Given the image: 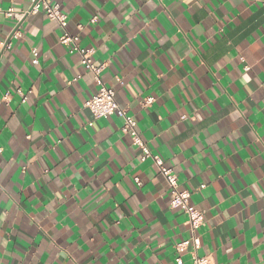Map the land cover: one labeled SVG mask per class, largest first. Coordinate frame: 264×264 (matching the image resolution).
<instances>
[{"label":"crops","instance_id":"0c3cea01","mask_svg":"<svg viewBox=\"0 0 264 264\" xmlns=\"http://www.w3.org/2000/svg\"><path fill=\"white\" fill-rule=\"evenodd\" d=\"M56 2L60 3L63 12L65 9L68 10L70 16L67 24L68 31L79 35L82 46L98 50L104 43L100 38V28L105 27L103 22L92 26L93 30L87 36L76 28L77 23L87 25V22L95 16L93 8L87 5L78 6V0H56ZM222 2L223 0H192L191 7L184 4L173 7L176 0H163V7H168L175 18V24H173L167 15L162 14L163 7L153 8L147 4V0H131L129 7L135 6L138 16L133 19L130 32L121 31L119 37H113L107 45L108 52L114 51L119 56V60H114L108 70L112 72L113 77L125 69L131 73L137 59L144 60L150 51L156 52L159 49L160 59L156 60L154 69H147V65H143L152 75L154 84L151 94L154 98L168 93L169 87L174 82L169 80L167 85L161 83L160 73L168 77L171 68L172 72L181 77L187 74L185 87L190 84L196 91L191 104L188 102L187 94H181L176 88L172 89L174 96H164L162 100L158 99L148 108L136 104L133 108L127 109L130 97L126 89L120 88L119 85L115 89L116 99L124 109H127L129 115L136 118L143 139L154 153L161 155L173 167L176 166L169 161L175 154L179 164L177 173L180 187L191 192L192 203L203 210L206 217H218L212 221L210 228L205 220L204 225L199 229L198 234L202 240L199 253L210 255L213 264H232V262L249 264V259L254 261V264H259L257 244L253 243V238L257 239L260 250H264V198L257 199L251 186L253 177L256 181H260L261 176L264 175V147L258 143V140H264V111L257 112L256 110L257 98L261 101L260 106L264 108V89H257L255 84V80L264 82V47L251 48L250 45L264 44V31H259V25L264 23V16L244 19L238 8H233L231 5L221 7ZM5 3H8V0H5ZM93 3L101 10L102 16H106L111 11L119 18L120 9L115 7V0H93ZM156 3H160V0H156ZM0 6L4 7L3 4ZM209 11L215 14L214 17H209ZM252 11L255 12V9ZM226 13L229 16L240 17L239 27L236 21L231 24L225 21L223 25L219 23ZM140 15L153 20L155 28L159 29V36L166 37L163 45L157 40H153L149 45L142 36L136 35L143 28V24L138 23ZM37 17L40 18L39 22L33 19L30 24H36L41 30L42 45L39 39L33 41L41 49L38 52L39 67L32 65L29 60V68L20 72L21 84L19 85L25 89L26 93L32 92L34 103L31 112L19 109V123H17L12 119L17 111L15 109L10 111L7 107L0 105V150H2L0 151V170H2L0 174V213L5 210L3 205L9 202V197L19 205V209L15 207L11 209L5 221L6 226L0 230L4 233V240L7 241L0 247V259L4 258L3 253L6 251L19 252L21 257L27 252L28 256L23 257L25 264H48L47 251L38 255L35 261L31 260V257L36 255L35 249L41 247L43 234L40 229L47 227L51 229L53 238L60 247H70L73 241L79 240L80 250L87 256L83 264H129V261L131 264H143L145 259L151 257L152 249L157 244L142 239L141 233L154 225H159L154 230L160 231L167 248L172 249V244L177 239L179 243L191 237L192 231L187 222L188 216L180 208L170 205L169 183L156 168L154 161L151 158L145 161L136 159L142 150L135 148L131 136L125 135L122 141L126 148L131 146V163L124 157L109 158L107 152L101 153L96 148L97 143L101 147H106L108 140L115 143L124 125L119 114L113 113L106 118L99 119L101 127L113 128L111 134L99 139L94 131L83 129L75 118L64 122L60 120L59 112L55 117L52 116L51 113L56 110V105L66 102L69 103L70 108L80 111L83 109V104L77 90H83L85 97L89 100L96 94L99 85L95 81L91 84L85 83L83 70L85 66L83 65L80 69L79 83L69 86L68 81L75 77V73L69 70L68 63L65 61L75 65L80 61L79 53H70L58 45L56 37L64 33V28L58 33L53 30L52 34L44 35L43 26L47 21L43 18V13H37ZM199 23H203L206 32L198 36L199 43H197L192 40V37L195 35L193 29ZM177 26L178 39L182 42L184 34L187 33L188 39L192 41V47L196 50L191 60H181L184 51H177L170 42L172 37L177 35ZM221 27L224 29V34L233 39V55L236 52L235 46L239 45L240 54L251 66L250 74L253 77V83L250 87L253 88L256 96L250 101L252 110L242 118L247 124L240 120L234 122L230 120L227 125L221 127L223 124L221 121V124L216 126V135L211 137V142L205 140L199 145V151L204 158L197 165L193 157L197 154L195 145L198 141L193 139L189 143H184L189 140L193 129L186 121L181 122L178 106L188 104L186 112L190 114L192 106L195 105L201 109L202 118L208 121L209 117L218 119L221 112L226 113L227 108H231L227 100L228 96L247 98L233 64H223L222 45L219 47L216 44L211 47L208 45L210 36L208 29H213L217 33L212 39L219 42L218 33ZM10 31L11 28L8 25H0V34ZM126 35L131 37L128 42L129 46L121 51L119 43ZM152 36H157L155 29ZM9 43L23 46L21 39L10 40ZM49 49L58 61L55 65L47 56ZM167 49H172L175 62H173V55H165ZM199 57L206 60L207 67L199 64ZM11 59L10 55L3 65H0V83L12 76ZM97 59L104 63L106 54L99 51L94 53V60ZM16 61L22 64L24 56L16 53ZM217 62L221 63L222 72H216ZM244 66L243 63L239 64L241 72ZM57 71L64 73L65 78L57 76ZM228 73H233V75L229 76ZM217 78H219V84H217ZM103 80L111 87V77H108L107 72ZM33 86H35V91H33ZM213 86H216V91L221 93L219 98L213 95ZM221 88L226 89V94L221 92ZM233 88L236 91H233ZM3 91L4 88L0 87V92ZM51 92L56 93V99L50 109L45 100H51L49 95ZM168 112H171V115H168ZM88 114L90 117L93 114L90 108H88ZM58 122L60 129L56 132ZM33 124L43 135L30 140L27 137L31 135ZM173 125L180 129L179 135H176L175 131L171 135L168 134V130L173 129ZM46 129L52 131V135L58 141V147L52 144ZM157 129L165 135L159 136ZM232 132H236V137L230 142L225 137L231 136ZM178 145L183 152L182 155L181 151L177 150ZM54 147L56 151H51ZM41 153H43L42 156L39 155ZM33 156L38 158L29 164ZM84 157L96 158L98 162L95 171L89 170V166L84 163ZM65 158H68L71 164H75L76 169L80 171V177L68 180L71 172L62 171L65 168L63 163ZM105 166L107 171L101 172ZM52 171L64 180L63 185L58 186L55 177L45 178V174L51 175ZM98 172L101 173L100 180L95 179V174ZM124 172L129 173L128 178L123 175ZM152 177H155V182ZM136 178L141 179V185L137 183ZM33 182H36L35 187H33ZM69 184L76 186L78 195L71 194L67 201L57 203L61 198L56 197L55 194L60 191L67 194ZM118 184H122L123 188H117ZM201 184L204 185L203 190L197 191ZM108 185L111 187L106 190L104 203L88 214L91 203L81 204L82 200L89 201V193L86 189L94 190L95 195V193L104 192L105 186ZM260 187L264 190V182H261ZM241 192L253 198L250 209L245 202L239 200ZM205 196L208 197L207 200L204 199ZM221 198L225 201L223 205L220 203ZM50 199L53 200V208L49 213H45L41 204L43 207H48L47 202ZM116 205L120 206L127 218L123 222H119L115 214ZM210 208L211 211H209ZM240 209H243V213L237 215ZM135 211H139L140 214L135 215ZM225 211L228 213L227 219L223 216ZM249 215L258 221L255 227H250ZM32 217L41 221L39 226L35 220L31 219ZM105 222H119V227L105 232L103 228H100ZM169 223L175 227V232L169 229ZM61 225L64 228H61ZM89 225H92V229ZM128 225H133L131 231ZM221 228L224 229L223 240L221 239ZM212 229L215 230V238ZM87 240L92 241L91 245L86 243ZM228 240H231V243H227ZM125 242L129 248L127 252L123 251ZM146 248L147 251H145ZM178 256H182L183 264H194L191 249L181 253L177 249L172 251L169 255L170 264H175ZM160 259L163 260L164 257L161 256ZM5 264H16V261L9 257Z\"/></svg>","mask_w":264,"mask_h":264},{"label":"clouds","instance_id":"9594fccd","mask_svg":"<svg viewBox=\"0 0 264 264\" xmlns=\"http://www.w3.org/2000/svg\"><path fill=\"white\" fill-rule=\"evenodd\" d=\"M131 3V0H115V7L117 9H120V16L117 18L116 15H114L111 11L107 13L106 16L101 15V10L97 8L93 0H78V6L83 7L87 5L88 7L93 8L95 11V16L87 22V25L84 23H77L76 28L80 33H84L85 36H87L91 30H93L92 26L98 25V23L103 22L105 27L100 28L101 33V40L104 42L100 48L92 49L89 52H84L79 47L80 43V37L76 36L75 39L68 38L67 36H59L57 35V43L59 46L64 47L67 51L70 52H77L80 56V61L73 65L72 63L65 61L68 63L69 70L73 73H75V77L70 79L68 81L69 86H74L77 83H79L80 78V69L82 66L87 63V67L84 68L85 72V83L91 84L93 81H95L96 84L101 83V77L104 76L105 72H107L108 77H111L110 84L111 87H103L101 91V95L107 97L109 100L116 95V92L114 91L117 88V85L120 86L122 89H126L128 96L130 97V102L127 105V109L133 108L136 104H141L143 108H148L150 105H154L158 99L162 100L164 96H174L175 93L172 91V89L176 88L179 89L181 94H187V99L189 104H191L192 100L196 96V91L192 87V85H187L185 87V81L187 80V74H185L183 77L179 76L178 74L171 71L168 77H165L163 73L159 74V80L163 84H168L169 80L174 81L171 86L169 87L168 93H165L164 96L160 97H153L151 94V89L153 87L154 81L152 78V75L147 69H154L156 60L160 59L159 56V49H157L156 52H149L144 60L137 59L135 61V67L132 68L131 73L125 69L123 72L117 74L115 77L112 76V72L109 71V65H112L115 61L119 60V56L113 51L108 52L107 45L112 41L113 37H119V34L121 31H131V25L134 18L138 16V11L135 8V6L129 7ZM0 4H3L4 7L0 9V25H8L11 28V31L6 34H0V65H3L6 58H8L10 55L12 57L10 63H11V73L12 76L10 79L3 81L0 83V87L4 88L3 92H0V105H3L7 107L10 111L15 109L17 111V114L13 115L12 119L13 121H16L19 123V115L18 110L24 109L26 112H31L32 105L34 103V99L32 96V92H27L23 87H20L21 84L20 80V72L23 70H26L29 68V60H31L32 65H36L37 68L39 67V61L36 59L38 52L41 51L39 47L33 42L35 40H40V43L42 45L43 40L41 39V30L39 27L36 26V24H30V21L33 19H36L37 22H39L40 18L37 17V13H43V18L47 21V23L43 26V34L44 35H50L52 34L53 30H56L57 33L59 30H62L66 24H68V21L70 19V16L68 15V10L65 9L64 12L59 11L60 9V3L56 2V0H8V3H5V0H0ZM147 4L149 6L155 7H163V0H160V3H156V0H147ZM179 4H184L185 6H192V0H176V3L173 5V7H176ZM231 5L233 8H238L240 11V15L244 19H248L252 16H264V0H223L221 7H228ZM203 6V5H201ZM255 9V12L252 10ZM168 16V19L172 21L173 24H175V18L172 15L171 10L168 7H163V13ZM209 17H214V13L212 11H209L208 13ZM14 18V19H13ZM227 21L228 24H231L233 21L237 22V27H239L240 23V17L239 16H229L227 13L224 16V19L220 20L219 23L221 25L224 24V22ZM10 22V23H9ZM138 23L143 24V28L140 29L136 35L142 36L143 40L147 42L149 45L152 44L153 40H157V42L161 45H163L166 41V37L159 36V29L155 28V24L153 23V20L147 17H144L143 15H140ZM151 26V27H149ZM155 29L157 32V36L153 37L152 32ZM259 31H264V23L259 25ZM193 32L195 35H193L192 40H195L197 43H199L198 36L205 34L206 28L203 25V23H199L196 25L195 29H193ZM208 32L210 33L208 45L211 47L213 44H216L217 47L221 46L223 47V55L221 57L223 64L227 65L228 63L233 64V68L235 72L238 75V79L240 80L247 98H238L236 96H228L227 100L231 104V108H227V112H221L219 114L218 119L209 117L208 121H205L204 118L201 116V109L197 108L195 105L192 106V112L189 114L186 112V109L188 107V104H184L181 106H178V111L181 114V122H187L192 126V133L190 134L189 140L185 141L184 143H189L193 139L195 141H198V143L195 145L197 147V154L193 157V159L196 161L197 165H199L202 161L203 154L199 151V145L203 144L205 140H209L211 142V137L216 135V126L217 124H221V121L223 124H221V127L224 125H227L229 121H237L240 120L242 123L247 124L246 121H243L242 118L247 115L248 112L252 110V105L250 101L253 100V98L256 96V94L253 91V88L250 87V85L253 83V77L251 76V66L247 64L245 61V57L240 54L239 51V45H236V52L235 55H233V39L229 38L224 34V29L221 27L220 32L218 35L220 36L219 42L212 39L213 36L217 35V33L213 29H208ZM179 36V29L177 26V35L173 36L171 39V43L173 44V47L176 48L177 51H184V56L180 59H189L191 60L193 56L196 53V50L192 47V41L188 39L187 33L184 34V40L181 42L178 39ZM17 39L22 40L23 46H16L14 43H9V41H15ZM131 37H126L124 39L120 40L119 48L121 51L124 49H127L129 46V40ZM251 48H260L264 47V44H253L250 45ZM104 52L106 54V59L104 63H101L100 60H94L89 57H92L94 53L97 52ZM16 53H20L24 56V61L22 64H19L16 61ZM165 55H173L172 49H167L165 52ZM47 56L51 58L52 63L55 65L58 63L55 56L52 55L51 50L49 49ZM173 62H175V56L173 55ZM243 63L245 66L243 67V71L241 72L239 69V64ZM147 65V69L143 67V65ZM199 64L202 66L207 67V62L203 57H199ZM216 72H222L223 67L220 62H217L215 64ZM57 76H60L62 79L64 77V73L57 71ZM229 76H232L233 73H228ZM31 78V77H30ZM193 79H195V76L193 75ZM217 84H219V78H217ZM255 84L257 86V89H264V82H260L259 80H255ZM33 91H35V86H33ZM233 91H236L235 88H233ZM213 95H215L217 98H219L221 93H218L216 91V86H213L212 89ZM221 92L226 94V89L221 88ZM78 96L80 97V101L83 104V109L80 111H76L73 108H70L69 103H63V104H57L56 110L52 111V116L55 117L56 113L59 112L60 114V120L67 122L70 119L75 118L82 126L83 129H90L94 131L97 134L98 139L102 138L103 136H107L108 134H111L113 132L112 127L103 128L99 125V116L96 115L97 112L100 113L101 116L103 115H110L113 111H117L122 123L124 124V127L120 130L119 135H117V139L115 143H113L112 140L107 141L106 147H101L99 143L96 144V148L100 150L101 153H108L109 158L112 159H119V157H124L126 160L131 163L132 160V153L130 151V147L126 148L123 144V137L125 135L128 136H137V133L135 131L136 129V122L134 119L129 118L127 116V109L121 108L116 103H110V104H104L100 105L97 104V107L94 109L92 116L90 117L88 114V108H89V100L85 97V92L83 90H77ZM51 96V100H45V103L48 105V107L51 109L52 103L56 99V93L51 92L49 93ZM143 98V100L141 99ZM257 112L264 111V108H262L261 101L257 98ZM242 106V107H241ZM206 111H210V109H206ZM168 115H171V112H168ZM160 119H163V117H160ZM7 126V125H6ZM155 127V126H152ZM60 129V123H57L56 132H59ZM48 132L49 137L51 138V142L53 145H58V141L55 138V136L52 135V131L46 129ZM175 131L176 135L180 134V129L173 125V129L168 130V134L171 135L172 132ZM239 131V129H237ZM157 133L159 136L165 135L164 132H160L157 129ZM43 135V133L38 132L36 129L35 124L32 126L31 135L27 137V139L34 140L38 136ZM203 137V139H201ZM236 137V132H232L231 136H226L225 139H228L230 142ZM258 143H260L261 147H264V140H258ZM239 147V145H237ZM135 148L141 149L142 152L140 155L136 156L137 160H141V156L143 153L150 154V149L147 148L139 138L135 140ZM177 150H180V146H177ZM2 151V150H0ZM51 151H56V148H52ZM91 151H95V149H91ZM183 152L181 151V155ZM43 155V153L39 154ZM37 156H33L32 161L29 162L31 164L33 161L37 160ZM254 159V157H253ZM155 160V166L157 169H159L160 172L167 175L171 180H175L176 176L172 173H165L164 168L161 167L162 164H164V161L161 159L160 156H157L154 158ZM98 161L95 157L92 159H88L87 157H84V163L89 166L90 171H95L96 163ZM65 168L62 169V171L67 170L71 172V175L68 177V180H75L78 177H80V171L76 169L75 164H71L70 160L68 158H65L63 161ZM169 163H172L176 167L174 168V171H177L179 169V164L177 159L175 158V154H173V159L169 161ZM107 168L106 166L101 169V172H106ZM236 171H239V169H236ZM0 174H2V170H0ZM123 175L128 178L129 173L124 172ZM231 175V173H229ZM55 177L56 184L58 186H61L64 184V180L60 179L59 176L56 175L55 171L51 172V175L45 174V178L51 179ZM95 179L100 180L101 179V173L98 172L95 174ZM153 182H155V177H152ZM261 182H264V175L261 176L260 181H256L253 177L252 186L251 189L255 191L256 198L262 199L264 198V190H261L260 184ZM35 183L33 182V187H35ZM178 186V185H177ZM108 187H111L110 185L105 186V191L101 193H95L93 194L94 190H87L89 193V201H81V204L85 203H91V206L88 208V214H91L95 209H97L100 205L104 203L105 197H106V190ZM117 188H123L122 184L116 185ZM194 187V186H193ZM204 185L201 184L197 191L203 190ZM77 194L76 186L69 184L68 186V193L66 194L64 191L57 192L55 194L56 197H60L61 200L57 201V203L65 202L69 199V196L71 194ZM7 195V193H5ZM175 191L173 192V196H175ZM188 193H185V196H187ZM205 200L208 199L207 196L204 198ZM239 200L243 201L247 204L248 208L250 209L253 204V198L251 196L244 195L243 192L239 194ZM48 207H43V204H41V207L43 208V211L45 213H49L53 208V200H48ZM221 205L225 203L223 198L220 199ZM181 204V200L177 198L175 200V203L173 204V207H176ZM230 206V205H229ZM3 207L5 210L0 213V230H2L6 225L5 221L7 220L9 216V212L13 207L19 209V205L16 204L14 200L9 197V202L7 204H4ZM39 211V209H37ZM211 211V208L209 209ZM243 213V209H240L237 215H241ZM115 214L118 217L119 222L125 221L127 218L124 216L123 211L121 210L119 205H116V212ZM139 211H135V215H139ZM223 216L227 219L228 213L225 211L223 213ZM47 218V217H45ZM202 219L206 220L208 227H211L212 221L218 219V217H206L202 216ZM31 219L36 221L37 226L41 223L40 220H36L35 217H32ZM249 221H250V227H255L256 221L255 218H253L251 215H249ZM119 222L117 223H108L105 222V224H102L100 228H103L105 232L119 227ZM221 224H223V221H221ZM106 225V227H105ZM55 227V226H53ZM61 228H64L63 225L60 226ZM133 225H128L129 231H131ZM159 225H154L148 229H146L143 233H141L142 239H145L149 242L156 243L157 246L152 249V255L150 258H147L144 260L143 264H170L169 255L172 251H175L176 249L183 250L186 248L189 241H185L184 244H179L178 239L176 242L172 244V249H168L167 245L164 241L163 236L161 235L160 231H155V228H158ZM169 229L175 232V227L169 223L168 225ZM89 228L92 229V225H89ZM67 231V229H64ZM97 231L99 229H96ZM42 232V239H41V247L35 249L36 255L31 257L32 261L36 260V257L40 255L42 252L47 251L49 260L48 264H83V262L86 260L87 256L85 253H83L80 250L79 247V240L73 241L70 247H60L56 244V240L53 238V234L51 233V229L45 227L40 229ZM213 237L215 238V230L212 229ZM83 235V234H82ZM4 233L3 231H0V247H2L4 244L7 243L6 240H4ZM224 237V229L221 228V239L223 240ZM227 243H231V240L226 241ZM86 243L91 245L92 241L87 240ZM253 243L257 244V252H258V258H259V264H264V250H260L259 243L257 239L253 238ZM129 250L127 242H125L123 251L127 252ZM148 249L146 248L145 251ZM229 251H232V249H228ZM199 251L197 245L193 244L192 249V255L195 256V254ZM207 254V250H206ZM133 255L135 253L133 252ZM28 253H23V257H27ZM163 256L164 259L161 260L160 257ZM3 259H0V264H5V261L10 257L11 259L16 261V264H25V260L19 252H4L3 253ZM115 259V257H113ZM129 264H131V261H129ZM175 264H183L182 260L177 259L175 261ZM232 264H238V262H232ZM249 264H254V261L249 259Z\"/></svg>","mask_w":264,"mask_h":264},{"label":"built area","instance_id":"2783aa9c","mask_svg":"<svg viewBox=\"0 0 264 264\" xmlns=\"http://www.w3.org/2000/svg\"><path fill=\"white\" fill-rule=\"evenodd\" d=\"M2 8H3V7L0 6V9H2ZM59 11L63 12V11L61 10V7H60ZM61 36H67L68 38L75 39L76 36H79V35L71 34V33L68 31V29H67V24H66V25L64 26V33H63ZM79 47L81 48V50H83V51L86 52V53L89 52V51H91L92 49H94L93 47H85V46H82L80 43H79ZM69 52H70V51H69ZM70 53H77V52H70ZM89 58L94 59V55H93L92 57H89ZM36 59L39 61L38 54H37ZM84 66H85V68L87 67V63H86V62H85V64H84ZM98 85H99V89H98V91L96 92L95 95H93V97H91V98L89 99V108L91 109L92 113H93L94 109L97 107V104H98V103H99L100 105H104V104H106V103H107V104H110V103H116V104H118L121 108H123V107L119 104V102L117 101V99H116V95H115L114 97H112L110 100H109L107 97L101 95V91H102V88H103V87H109V88H110V86H108V85L104 82L103 77H101V83L98 84ZM114 91H115V90H114ZM115 92H116V91H115ZM113 113H117V114H118L117 111H113L111 114H113ZM111 114H110V115H111ZM96 115L100 117L99 119H101V118H106V117L109 116V115H103V116H101L99 112H97ZM127 116H128L129 118L134 119L135 122H136V129H135V131H136V133H137V136H131L133 143L135 144V140H136L137 138H139V139L141 140V142H142L147 148L150 149V154H148V153H143V155L141 156V159H142L143 161H145V160L151 158V159L154 161V163H155L154 158L157 157V156H160L161 159L164 161V164L161 165V167L164 168V172H165V173H172L173 175L176 176V179H175V180H171L167 175H165L164 173L161 172V173L163 174V176L166 178V180H167V182L169 183V186H170V205L173 207V204L175 203V200H176L177 198H179V199L181 200V204L178 205V206H176V207H174V208H180L181 210H183V211L187 214V216H188V220H187V222H188V224L190 225V228H191V231H192L191 237H189V238H187V239H185V240L179 242V244L182 245V244H184L185 241H189V243L187 244L186 248L183 249V250H180V249H177V250H178L180 253H181V252H184V251H186V250H188V249H191V251H192V249H193V244H194V243L197 245L198 249H200L201 246H202V240H201L200 235L198 234V231H199V229H200V228L204 225V223H205V220L201 218L202 216H205L204 211L201 210V209H199L198 207H196V206L192 203V201H191V192H190L189 190H187V189H181V187H180V182H179V176H178V173H177V171H174V168H175V167L169 165V164L166 162V160H165L161 155L156 154V153H154V152L151 150V148L149 147L148 143L143 139V137H142V135H141V133H140V131H139V129H138V123H137L136 118H135L134 116H132V115H129L128 113H127ZM123 127H124V125H123ZM123 127H122V128H123ZM136 181H137V183H138L139 185L142 184V181H141L140 178H136ZM177 185H178V186H177ZM174 191H175V193H176L175 196H173V192H174ZM186 192L188 193L187 196H185V193H186ZM192 257H193L194 264H213V262H212V257H211L210 255H201V254L199 253V251L195 254V256L192 255ZM177 259L182 260V262L184 263L182 256H178V257L176 258V260H177Z\"/></svg>","mask_w":264,"mask_h":264}]
</instances>
